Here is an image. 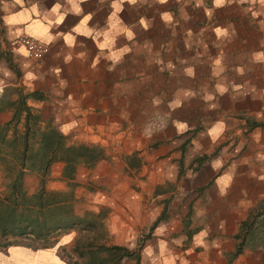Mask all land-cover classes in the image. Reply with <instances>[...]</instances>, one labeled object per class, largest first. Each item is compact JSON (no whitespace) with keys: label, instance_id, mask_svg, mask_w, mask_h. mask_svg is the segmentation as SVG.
<instances>
[{"label":"crops","instance_id":"obj_1","mask_svg":"<svg viewBox=\"0 0 264 264\" xmlns=\"http://www.w3.org/2000/svg\"><path fill=\"white\" fill-rule=\"evenodd\" d=\"M0 51L18 72L0 56V92L37 91L69 143L103 149L76 167L74 209L108 210L107 242L135 252L122 264H264L262 239L234 254L264 201V0H0ZM61 167L48 188L67 189ZM51 246L0 264H64Z\"/></svg>","mask_w":264,"mask_h":264},{"label":"trees","instance_id":"obj_2","mask_svg":"<svg viewBox=\"0 0 264 264\" xmlns=\"http://www.w3.org/2000/svg\"><path fill=\"white\" fill-rule=\"evenodd\" d=\"M0 56L18 76L3 51ZM39 97L37 91H24L16 84H7L0 92V111H10L9 119L0 123V237L4 238L3 245H14L15 238L23 236L45 242L72 230L76 234L71 250L79 259L73 264H122L123 259L133 258L135 252L107 242L108 210L104 206L82 212L74 209L76 167L92 166L104 157L103 149L97 144L69 143L49 119L42 118L29 104ZM54 162L62 163L60 179L65 181L66 190L46 186ZM28 178H36L35 183L28 182ZM260 217L264 220V201L249 210L240 222L234 235V254L244 245H255L257 239H261L254 229ZM135 262L138 264L137 259Z\"/></svg>","mask_w":264,"mask_h":264},{"label":"rangeland","instance_id":"obj_3","mask_svg":"<svg viewBox=\"0 0 264 264\" xmlns=\"http://www.w3.org/2000/svg\"><path fill=\"white\" fill-rule=\"evenodd\" d=\"M2 65V61L0 60V66ZM21 86V84H20ZM2 88V87H1ZM36 178H31L30 180L32 182L36 181ZM29 178L27 179L28 182H30ZM35 183V182H34ZM31 185V184H30ZM33 186V184H32ZM32 186L29 188V190L32 188ZM262 217L257 219V223L254 226L255 232L259 234V238L264 237V220ZM69 232V231H68ZM76 234L75 231L71 233L70 235H65V233L57 234L56 236L50 237L47 241L43 242L40 240H34L30 236H23V237H17L14 240V245H27L29 247H38V246H44V245H51V247H56V251L59 254V257L63 260L64 264H73L75 261L79 262V259L77 256L72 252V238H74V235ZM68 239V240H67ZM263 240V239H262ZM261 240L257 239V243H259ZM13 242V241H12ZM4 238L0 237V251H4L5 247L3 245ZM71 244V245H70ZM18 255H21V253H18Z\"/></svg>","mask_w":264,"mask_h":264},{"label":"built area","instance_id":"obj_4","mask_svg":"<svg viewBox=\"0 0 264 264\" xmlns=\"http://www.w3.org/2000/svg\"><path fill=\"white\" fill-rule=\"evenodd\" d=\"M18 40L24 45L26 55L31 60H40L46 52V45L34 37L22 34Z\"/></svg>","mask_w":264,"mask_h":264}]
</instances>
